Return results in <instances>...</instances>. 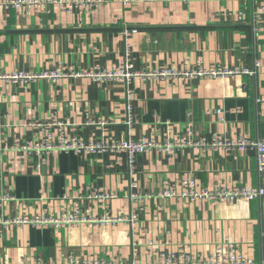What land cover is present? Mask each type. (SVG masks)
<instances>
[{"label":"crops","instance_id":"0c3cea01","mask_svg":"<svg viewBox=\"0 0 264 264\" xmlns=\"http://www.w3.org/2000/svg\"><path fill=\"white\" fill-rule=\"evenodd\" d=\"M0 0V73L37 75L58 68L93 73L118 66L130 40L138 71L247 69L254 75L224 79H136L124 84L86 78L0 84V264H69L73 260L164 264L163 256L210 254L229 246L257 263L264 260V197L233 202L157 197L164 181L176 186L262 188L253 151L183 149L138 156L130 174L126 154L53 152L42 158L13 149L61 122L84 142L129 138L163 140L192 132L208 139L264 141V0H105L92 12L62 14L4 10ZM260 66L256 68V64ZM131 107L132 127L127 126ZM224 112V122L216 115ZM56 132L57 127H46ZM42 163L41 168L37 167ZM137 185L136 190L132 189ZM98 190L116 195L104 202ZM131 192L149 198L130 201ZM80 205L91 220L128 217L138 222L38 226L24 218H60Z\"/></svg>","mask_w":264,"mask_h":264},{"label":"built area","instance_id":"2783aa9c","mask_svg":"<svg viewBox=\"0 0 264 264\" xmlns=\"http://www.w3.org/2000/svg\"><path fill=\"white\" fill-rule=\"evenodd\" d=\"M134 0H125L124 5L133 2ZM157 1V0H149ZM165 2L170 1H182L193 2L197 0H163ZM257 2L259 0H251ZM105 4V0H5L2 4L4 10L15 9L18 12L36 11L39 13L46 12L49 6H54L62 14L72 15L77 12H92L101 8ZM264 13V7L258 8L254 12V20H259ZM137 33L136 30H125L123 32V38L125 41V51L118 66L110 70H101L93 73H66L62 69L58 68L49 72H45L37 75L30 74H6L0 73V84L4 83H16L19 81L31 82V81H51L58 82L63 78H86L94 83H117L124 84L127 88V98L130 100L132 93L130 90L131 84L136 79L144 80H176L179 78L186 79H224L228 76L235 75H254L255 71L247 69H217L206 68L202 63L197 66L187 64L182 70L176 69H157L153 71H138L135 69L132 61V49H131V37ZM260 66L256 64V68ZM128 119L127 126L132 127L131 107L127 106ZM216 115L221 122H224V112L217 110ZM33 126L41 127L39 135L33 139H30L24 143H16L13 147L15 150H19L29 155H38L42 158L52 154L53 152L60 153H75L77 155H91L98 156L102 154H126L128 159V166L130 174L133 173L135 168L136 159L138 156L151 154L153 152H160L165 154H174L177 151L183 149H195L202 151L205 149H227V150H239V151H253L256 154L257 170L259 174L264 177V141L261 140H249L246 138H220L213 137L208 139L204 136L196 137L192 132L186 134H179L175 137H168L163 140H156L152 138H141L139 140L127 139L124 141H91L84 142L76 136L69 135L64 125L61 122H53L46 126L41 124H33ZM46 127H57L56 132L45 129ZM42 163L37 167L41 168ZM132 189L137 188L136 184L131 186ZM161 199H174L176 197L186 198L191 201H210V202H233L236 200L253 201L264 197V187L256 188H228L226 186L214 185L211 188L199 186L194 179L185 180L182 182V188L180 191L176 189V186L170 184L168 181L162 183L161 190L156 195ZM116 195L108 194L98 190L93 191L90 197L96 201H107L116 198ZM150 196H143L140 193L131 192L130 201H138L142 198H149ZM119 222L129 223L130 226H134L138 222V213L132 211L128 217H111L104 216L98 219H89L80 216V205L77 203L74 206L73 213H67L56 219H45L42 217H36L34 219L24 218L22 220L14 221L15 224H32L38 226L52 225L56 228L65 225H78V224H115ZM164 264H264V260L260 263L255 262L252 259L246 258L236 252L234 248L228 249L222 246H216L213 251L206 256H196L189 253H180L176 256L167 255L163 256ZM69 264H124L121 262L110 263L105 261L87 262L73 260Z\"/></svg>","mask_w":264,"mask_h":264}]
</instances>
